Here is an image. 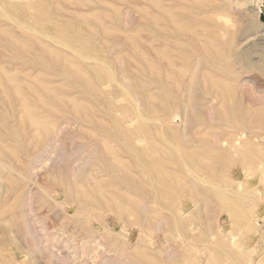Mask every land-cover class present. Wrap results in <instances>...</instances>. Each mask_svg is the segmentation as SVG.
Masks as SVG:
<instances>
[{"label":"rangeland","instance_id":"obj_1","mask_svg":"<svg viewBox=\"0 0 264 264\" xmlns=\"http://www.w3.org/2000/svg\"><path fill=\"white\" fill-rule=\"evenodd\" d=\"M261 13L0 0V264H264ZM14 85L62 122L47 144ZM113 152L115 177L100 172Z\"/></svg>","mask_w":264,"mask_h":264},{"label":"bare ground","instance_id":"obj_2","mask_svg":"<svg viewBox=\"0 0 264 264\" xmlns=\"http://www.w3.org/2000/svg\"><path fill=\"white\" fill-rule=\"evenodd\" d=\"M151 3H153V2H151ZM146 5V4H145ZM3 11V10H2ZM153 13V12H152ZM7 15V14H6ZM150 16H152V15H150ZM153 16H155L154 14H153ZM252 19V18H251ZM261 22V21H260ZM247 24H249V22L247 23ZM246 24V25H247ZM252 25V24H251ZM261 25V24H260ZM174 26V25H173ZM256 32V31H255ZM215 34V33H214ZM253 34H255V33H253ZM259 34V33H258ZM263 35V34H262ZM261 35V36H262ZM262 41V40H261ZM39 59V58H38ZM149 60V59H148ZM147 63V62H146ZM149 63H147V66H149L148 65ZM150 66H151V64H150ZM152 67V66H151ZM154 67V66H153ZM149 68V67H148ZM132 69H134V68H132ZM154 69V71H155V67L153 68ZM109 70H110V68H109ZM108 70V71H109ZM150 70V69H149ZM152 70V69H151ZM109 72H111V71H109ZM151 74V73H150ZM1 80V79H0ZM149 80V79H148ZM15 81V80H14ZM15 82H17V81H15ZM150 82V81H149ZM154 82V81H153ZM18 83V82H17ZM15 86V85H14ZM27 87V86H26ZM34 87V86H33ZM14 89H15V91H14ZM13 89V91H14V98H16V100H18V102H19V105H21L22 106V109H26V111L25 112H27L28 114H29V118H28V123H29V125L31 126V127H33V130H34V132L36 133V139L37 140H35V143L37 144V142L36 141H42V140H44L45 142H44V144H47V142H50L52 139H50V137L53 135V134H55L56 133V131L59 129V127H60V125H61V121L60 122H54L53 120L52 121H50V120H48L47 119V117H49L48 115H45V116H43V112L41 113H37V112H35V110H31L30 108H33V107H36V100L34 101V97H33V95H32V91H30V88H29V90L28 89H24L23 87H20V86H15V88ZM34 89V88H33ZM42 89V88H41ZM42 90H44V89H42ZM124 91V90H123ZM37 92V91H36ZM36 92L34 91L33 92V94H36ZM45 93H46V90L44 91ZM7 93V92H6ZM37 93H39V91L37 92ZM12 94V95H13ZM166 94V93H165ZM37 97H39V94L38 95H36ZM154 97V98H156L154 95H152L151 93H150V96L148 95V97ZM41 97V96H40ZM134 97V96H133ZM151 97V98H152ZM42 98H45V97H42ZM41 98V99H42ZM151 98H149V99H151ZM154 98H152V100H154ZM203 98H204V100H205V97L203 96ZM37 99V98H36ZM40 98L39 99H37L38 100V103L40 102V104H41V100ZM6 101V100H5ZM31 104H35V106L33 105V106H30ZM42 106V105H41ZM24 107V108H23ZM43 107V106H42ZM62 107V106H61ZM166 107V106H165ZM46 108V107H45ZM55 108V107H54ZM53 108V109H54ZM167 108H168V106H167ZM34 109V108H33ZM63 109H65V108H63ZM37 110V109H36ZM39 110V109H38ZM37 110V111H38ZM50 110H52V109H50ZM24 111V110H23ZM62 111V110H61ZM64 112V111H63ZM57 113H58V111H57ZM59 114V113H58ZM53 115V114H52ZM51 117V116H50ZM49 117V118H50ZM54 118V117H53ZM62 118H64V117H60V119H62ZM73 118H74V116H73ZM27 118H25V120H26ZM65 119V118H64ZM3 120H4V118H3ZM58 120V119H57ZM61 130V129H60ZM59 132V131H58ZM57 132V133H58ZM56 133V134H57ZM243 133L244 132H240V133H238V136L236 137V139H238V140H240L244 135H243ZM54 136V135H53ZM31 137V136H30ZM123 137V136H122ZM52 138V137H51ZM38 139H40V140H38ZM54 139V138H53ZM49 140V141H48ZM142 140V139H141ZM121 141V140H120ZM135 140H133V142H134ZM138 142H140V141H138ZM234 142V141H233ZM240 142V141H239ZM129 143V142H128ZM235 143H238V141H236V142H234V144L233 145H236ZM43 144V145H44ZM110 146H111V144L110 143H108ZM143 144H144V142H143ZM109 145H107V146H109ZM128 144H126V146H127ZM146 145V144H145ZM231 146H233L232 145V143L230 144ZM107 146H105V147H107ZM124 146V145H123ZM147 146H148V144H147ZM111 148H112V146H111ZM129 148H132V147H129ZM46 149V148H45ZM44 149V150H45ZM115 149V148H114ZM145 149H146V147H145ZM39 150V149H38ZM37 150V151H38ZM107 150V149H106ZM110 150V149H109ZM108 150V151H109ZM117 150H119V149H117ZM40 152H43L42 150L40 151ZM117 152V151H116ZM147 152H148V150H147ZM123 153V152H122ZM110 155H111V157H110V162H107V165H106V167L104 168V169H102L101 168V170H100V172H101V174H108V175H111V177H115L116 176V174L115 173H117V172H119V164L121 165V166H124L125 164H124V162L121 160V158L122 159H124V160H126L124 157H121V158H119V155L118 154H116V153H110ZM137 157V156H136ZM137 163H139V162H137ZM260 163H262V162H260ZM130 164V163H129ZM139 164H141V163H139ZM146 164V163H145ZM217 164V163H216ZM225 164V163H224ZM262 165H263V163H262ZM126 166V165H125ZM130 167H131V165H129ZM138 166V165H137ZM144 166V165H143ZM146 166V165H145ZM144 166V167H145ZM248 167V166H247ZM146 168V167H145ZM148 168V167H147ZM146 168V169H147ZM249 168H250V166H249ZM187 169V168H186ZM251 169V168H250ZM12 170V169H11ZM126 170H129V169H126ZM128 172H130V171H128ZM145 172H146V170H145ZM210 172H213V170H211ZM215 172V171H214ZM132 173V172H131ZM194 173H197V172H194ZM113 174V175H112ZM127 174V173H126ZM200 174V173H199ZM128 175V174H127ZM131 175H133V173L131 174ZM136 175V174H135ZM264 175V174H263ZM97 176V175H96ZM95 176V177H96ZM129 176V175H128ZM136 177H138L137 175H136ZM97 178V177H96ZM129 178V177H128ZM197 178H199V177H197ZM200 180V179H199ZM202 180V179H201ZM202 183H204L205 184V182H207V180H205L204 182L203 181H201ZM93 184H97V188L95 189V191H96V194L98 195H102V196H104V198H106L107 199V201H110V198L109 197H106V191L104 190V189H100V188H98V186H99V183H93ZM207 184L209 185V181L207 182ZM220 187V186H219ZM223 187V186H222ZM222 187H220V188H222ZM219 188V189H220ZM226 188V187H225ZM218 190V189H217ZM221 190V189H220ZM221 191H223V190H221ZM259 192V191H258ZM98 195V196H99ZM88 196H90V195H88ZM88 196H85L84 195V197H88ZM101 197V196H100ZM82 198V197H81ZM85 200H86V198H85ZM23 202V201H22ZM84 202H82V204H83ZM81 204V205H82ZM28 205V204H27ZM24 206V205H23ZM134 206V205H133ZM28 208V207H27ZM24 209V208H23ZM26 209V208H25ZM32 209V208H31ZM82 209V208H81ZM175 209V208H174ZM28 210V209H27ZM84 210H86V209H84ZM122 210V209H121ZM22 211V210H21ZM31 212V211H30ZM177 212V211H176ZM175 212V213H176ZM179 212V211H178ZM24 213V212H23ZM28 213V212H27ZM81 213V212H80ZM79 213V214H80ZM173 214V213H172ZM171 215V214H170ZM23 216V215H22ZM24 217V216H23ZM84 217V216H83ZM172 218V217H171ZM23 220V219H22ZM20 221V220H19ZM18 221V222H19ZM18 222H16V223H18ZM175 222V221H174ZM173 222V223H174ZM175 224V223H174ZM177 224V223H176ZM18 225V224H17ZM178 225V224H177ZM12 228V227H11ZM14 228V227H13ZM10 231H12V230H10ZM50 246V245H49ZM53 247V246H52Z\"/></svg>","mask_w":264,"mask_h":264},{"label":"water","instance_id":"obj_3","mask_svg":"<svg viewBox=\"0 0 264 264\" xmlns=\"http://www.w3.org/2000/svg\"><path fill=\"white\" fill-rule=\"evenodd\" d=\"M260 18H261L262 21H264V13L260 14Z\"/></svg>","mask_w":264,"mask_h":264}]
</instances>
